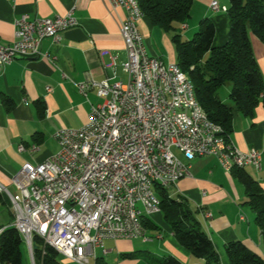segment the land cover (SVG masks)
I'll return each mask as SVG.
<instances>
[{"label": "built area", "instance_id": "obj_1", "mask_svg": "<svg viewBox=\"0 0 264 264\" xmlns=\"http://www.w3.org/2000/svg\"><path fill=\"white\" fill-rule=\"evenodd\" d=\"M106 1L126 12L121 34L128 56L122 65L127 82L90 78L78 84L86 97L95 90L105 99L91 105L88 123L56 132L59 151L45 162L24 164L12 181L16 192L0 184V193L11 200V225L23 231L33 259L34 237L78 264H90V256L95 257V249L103 247L106 239L147 241L141 218L160 213L151 181H164L172 192L190 176L174 149L188 161L215 159L214 130L228 139L204 109L196 114L193 104L185 107V100L191 99L177 90L175 68L179 67L148 54L138 27L143 17L125 0ZM210 7L214 13L228 12L216 0ZM78 24L73 10L55 18L22 16L15 22L14 42L0 44V68L17 59L49 58L41 51L43 40L58 42L62 32ZM188 79L185 74V84ZM177 112H184V122H177ZM229 141L238 168L262 169V151L243 152ZM20 151H25L24 146ZM221 168H227L224 160ZM202 215L204 220L212 218L211 212Z\"/></svg>", "mask_w": 264, "mask_h": 264}, {"label": "crops", "instance_id": "obj_2", "mask_svg": "<svg viewBox=\"0 0 264 264\" xmlns=\"http://www.w3.org/2000/svg\"><path fill=\"white\" fill-rule=\"evenodd\" d=\"M213 1L194 0L186 28L177 25L183 40L192 39L200 21L205 18L211 19L215 25L214 43L224 39L222 33L228 27V16L226 13H214L210 7ZM71 10L78 26L62 32L58 42L47 38L41 44V51L49 58L17 59L0 68V184L13 192H16L13 178L24 164L45 162L59 151L56 132L85 126L91 105L104 102L105 99L99 97L95 90H89L86 97L78 84L90 78L112 82L128 80L122 66L128 56L121 34L126 12L121 8L114 9L106 0H0V44L14 42L15 22L22 16L55 18L65 16ZM138 27L151 57L165 62L167 49L168 61L175 62L171 40L173 32L153 26L144 16ZM250 38L264 77V43L253 34ZM104 51L108 53L101 55ZM48 87L52 92H47ZM225 87V97L220 95V98L233 105L231 86ZM6 98L12 101L10 109L3 102ZM233 127L231 141L236 148L243 152L253 148L263 152L262 169L256 171L247 167L245 170L264 189V107L260 105L253 118L237 114ZM21 146L25 151H20ZM33 146L37 151H31ZM182 162L189 168L190 176L178 182L170 192L171 196L184 198L197 211V219L220 254L222 264H227L224 247L232 241H241L264 257V244L255 223V214L246 205L244 186L233 172L224 171L216 159L208 157H198L193 161L184 158ZM202 211L211 212L212 218L204 220ZM151 217L157 224L150 219L155 226L145 227L147 241L106 239L103 247L95 249V257L90 256V264H98L99 261L101 264H153L152 258L168 257L183 264H205L204 260L195 259L179 244L171 228L162 222L160 213ZM13 220L11 200L6 193H1L0 229L10 226ZM21 250L23 264H40L31 257L25 243ZM57 259L59 264H78L61 255Z\"/></svg>", "mask_w": 264, "mask_h": 264}, {"label": "trees", "instance_id": "obj_3", "mask_svg": "<svg viewBox=\"0 0 264 264\" xmlns=\"http://www.w3.org/2000/svg\"><path fill=\"white\" fill-rule=\"evenodd\" d=\"M138 3L143 16L153 26L174 33L172 43L177 54L176 64L193 84L201 109L211 121L223 127L230 140L237 114L253 118L256 109L260 105L264 107V77L250 38L253 34L264 43V0H229V37L222 47H214L216 28L209 18L200 21L190 40H183L178 33L177 25L187 23L191 17L194 0H138ZM229 84L233 105L224 103L219 95V90ZM3 102L9 109L12 107L11 100L6 98ZM41 112L44 113L43 108ZM245 169L235 168L232 172L244 186L246 205L255 214V223L264 244V189ZM156 194L160 200V213L179 244L205 264H222L220 254L197 219V211L188 201L172 197L162 187H156ZM141 221L145 227L155 226L146 216ZM23 243L22 235L12 225L3 228L0 231V264H23ZM224 249L227 264H264V257L241 241L229 242ZM58 256L56 250L44 246L39 237H34L36 263L59 264ZM152 263L183 264L172 257L152 258Z\"/></svg>", "mask_w": 264, "mask_h": 264}, {"label": "bare ground", "instance_id": "obj_4", "mask_svg": "<svg viewBox=\"0 0 264 264\" xmlns=\"http://www.w3.org/2000/svg\"><path fill=\"white\" fill-rule=\"evenodd\" d=\"M127 5H131L138 13L143 17V13L139 6L138 0H125ZM178 66L177 64H173ZM175 77L177 82V90L182 91V94H190L191 100H185V107H192L196 114H203V110L197 100L195 88L191 81L188 79V84H185V74L180 68H175ZM177 122H184V112H177ZM214 142L218 147H214V158L223 166V160L227 163L225 171L232 172L235 168H238L237 157L231 151V144L229 139H224L221 130H214ZM156 187H162L166 190H171L168 186H164V181H151V189ZM23 237V231H18Z\"/></svg>", "mask_w": 264, "mask_h": 264}, {"label": "rangeland", "instance_id": "obj_5", "mask_svg": "<svg viewBox=\"0 0 264 264\" xmlns=\"http://www.w3.org/2000/svg\"><path fill=\"white\" fill-rule=\"evenodd\" d=\"M219 2L221 3V5H225V6H227L228 8H229V0H227V1H220L219 0ZM227 14V13H226ZM227 16H228V27H227V29L226 30H224L225 32L224 33H222V34H224V39H222L221 40V38L218 40V41H216V43H214V47H222L223 45H225V43L228 41V37H229V30H230V24H229V22H230V20H229V15L227 14ZM172 40V39H171ZM217 40V39H216ZM174 45V44H173ZM174 47V51H173V56L175 57V62H172V64H176V61H177V54H176V49H175V46H173ZM166 49V48H165ZM166 51V54H164V57H165V62L166 63H171L170 61H168V59H169V54H168V52H167V49L165 50ZM154 58H158V57H154ZM226 86V85H225ZM225 86H223L220 90H219V95H222V96H224L225 97V94H226V87ZM229 96V95H228ZM225 103V102H224ZM174 152L176 153V155L183 161L184 160V157H183V155L177 150V149H174ZM169 192H171V190H169ZM153 222H156V219H154V217H149ZM160 218H161V220H163L162 222H165V219H164V215L162 214V213H160ZM166 223V222H165ZM156 224H157V222H156Z\"/></svg>", "mask_w": 264, "mask_h": 264}]
</instances>
